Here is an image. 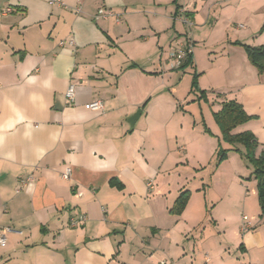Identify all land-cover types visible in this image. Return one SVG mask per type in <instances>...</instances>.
Returning a JSON list of instances; mask_svg holds the SVG:
<instances>
[{
    "label": "crops",
    "instance_id": "0c3cea01",
    "mask_svg": "<svg viewBox=\"0 0 264 264\" xmlns=\"http://www.w3.org/2000/svg\"><path fill=\"white\" fill-rule=\"evenodd\" d=\"M207 1L208 17L226 7L232 20L238 16L244 29L248 25L246 0ZM62 2L67 8L46 0H0V231L9 230L0 264H181L182 238L201 212L193 193L211 190L218 173L221 182L233 173L229 155L206 174L205 166L197 169L192 178H199L201 189L188 190L180 215L169 213L186 184L180 167L202 153L213 158L221 146L220 132L206 138L204 132H183L186 122L175 121L179 114L185 121L187 112L164 77L181 38L174 37V47H159V67L153 63V43L158 46L170 27L180 34L173 21L181 10L190 20L194 13L172 0L170 26L164 17L168 0ZM105 11L119 21L99 17ZM259 35L255 46L264 44V31ZM238 38L200 74H214L207 96L212 113L233 100L254 117L232 133H252L258 156L264 151V72L258 74L233 45L244 44ZM69 84L75 85L72 104L64 98ZM96 100L101 110L85 109ZM71 219L79 220L76 226ZM250 226L238 229L232 253L211 249L205 263L264 264L263 234Z\"/></svg>",
    "mask_w": 264,
    "mask_h": 264
},
{
    "label": "rangeland",
    "instance_id": "374dc122",
    "mask_svg": "<svg viewBox=\"0 0 264 264\" xmlns=\"http://www.w3.org/2000/svg\"><path fill=\"white\" fill-rule=\"evenodd\" d=\"M168 1L169 3L164 5V17L170 19L169 25L171 26L174 7L171 3L172 0ZM178 2L185 9L193 12L195 17L193 20L189 19L192 21L190 25L183 24L181 20H178L179 16L176 17V21L173 22H176V29L180 34L177 35V32H174L170 27L160 40L158 46L153 43L152 46L155 48V54L152 53L153 63L156 64V67H159L158 62L161 55L159 47L164 48V50L167 49L168 45L174 47V44H172L175 40L174 37L181 38V41L185 44L188 43L187 38H194L192 46L193 67L188 66L184 70H172L174 67L172 65L171 71L169 74L167 73L168 75L166 74L167 76L164 79L170 84L169 89L171 94L185 108L184 111L187 112L186 116H184L185 121H180L179 116L182 114L177 115V120H175L177 125L181 124L185 126L186 122V129L183 132H204L206 138H209L213 135L211 131L220 132L213 117L214 113L211 112L210 106L207 104V96H212V93L209 92L210 88H208L213 83L210 75L214 76V74L212 72L208 73L209 70H205L206 72L200 74V70L206 69V66L211 64L210 61L217 62V59L225 57V50L231 46L228 42L230 39L239 37L240 42L250 46H255L254 44L258 43L260 36L258 28H260L263 21L261 16L264 15V10L261 8L264 0H246L248 5L244 4V9L250 11V21L245 29L244 26L242 27L243 24L239 20H236L238 16L235 17V20H232L230 16L231 10L226 7H217L218 9H214L208 17V8L211 6L210 1L178 0ZM204 2L205 5L201 7ZM232 5L233 2H231ZM221 9L223 10L220 11ZM260 9L261 11L259 12ZM241 31L243 32L238 33ZM173 50L176 51L177 49L174 48ZM163 56L166 57L165 55ZM158 71H160V68ZM194 75H196V88L192 87ZM214 98L216 97L214 96ZM199 101H201V106L198 105ZM187 106L190 107L187 108ZM194 121H196L197 125L192 130L191 125ZM227 145L231 146L230 152L227 151L226 154L230 158L229 165L233 170L232 178L229 181L226 180L227 182H221L218 173L213 180L212 189L208 190L207 186H205V190H202L201 194L196 195L194 187L198 186L201 189L202 186L199 178H192V175L196 174V170L203 166L206 168L201 170V174H206L211 167H214V164L217 166V153L221 149L225 150ZM236 148L244 152V148L241 145H229L221 141V146L219 143L217 152L213 158L207 159L209 156L205 153L201 154L202 158L200 157V159L194 156L189 159L186 157L188 159L187 165L180 167L181 176L186 177V184L182 190L194 192L196 208L201 211L196 214V223L189 230L187 229L186 238H182V247H184L185 255L183 257L184 262H180L181 264H207L205 263V253L208 252L207 255L210 256L212 254L210 250L214 248L220 250V248L224 247L221 250L225 249L232 253L231 247L238 241V229L246 225V223H251L252 227L262 232L264 237V215H262L258 204L253 167L237 152L233 151ZM190 152L189 149V152H186L187 155H190ZM184 162L186 163V161ZM225 182L227 183L226 185L224 184ZM202 183H205L204 180ZM223 196L224 198H222ZM243 216H246L247 220H243ZM214 220H216V226L213 225ZM201 243L204 248L201 247Z\"/></svg>",
    "mask_w": 264,
    "mask_h": 264
},
{
    "label": "trees",
    "instance_id": "16d2710c",
    "mask_svg": "<svg viewBox=\"0 0 264 264\" xmlns=\"http://www.w3.org/2000/svg\"><path fill=\"white\" fill-rule=\"evenodd\" d=\"M177 11L178 8L176 13ZM263 31L264 24L261 26L259 34ZM233 45L242 48L250 65L256 69L258 74H262L264 72V44L259 46H250L235 42ZM188 66H193L192 53L186 54L185 59L180 63L177 69L184 70ZM195 79L196 75H194L192 85L194 88H196ZM201 93L203 94L202 91ZM213 117L220 130L221 141L229 145H241L244 148V152L238 150L237 148L233 151L237 152L253 167V178L256 181L258 204L260 206L262 215H264V151L256 156L258 142L252 133L247 131L238 134L232 133L235 128L254 119V117L248 116L243 110L242 106L233 100L221 103V109L214 113ZM226 153V150L221 149L218 151V164L226 159ZM111 184L113 185L114 182H111ZM117 187L120 186L117 185ZM189 195L190 193L188 191L181 192L175 199L173 206L169 210V213L172 215H180L186 206Z\"/></svg>",
    "mask_w": 264,
    "mask_h": 264
},
{
    "label": "built area",
    "instance_id": "2783aa9c",
    "mask_svg": "<svg viewBox=\"0 0 264 264\" xmlns=\"http://www.w3.org/2000/svg\"><path fill=\"white\" fill-rule=\"evenodd\" d=\"M46 2L49 5H58L64 8H67L64 3L62 2V0H46ZM11 10L6 9L5 12H10ZM73 12L75 14H80L81 10L79 8H76L73 10ZM179 14L181 15V17H179L178 20H181V22L185 25H190L191 21L189 20V18H187L184 14V12L181 10L179 12ZM99 17L101 18H106V17H114L116 22L119 21V15H115L109 11H105L102 14L99 15ZM187 44H183L179 49L175 50H171V52L169 53L172 65H174V69H177L180 65V63L185 59V56L187 53H191L192 51V43L190 42V39L187 38ZM62 42L59 44L60 46H62ZM69 46H73L74 43L73 41H69L68 42ZM74 97H75V85L74 84H69V86L67 87L65 94H64V98H65V102L67 104H72L74 101ZM85 109L87 110H92V111H97V110H101L102 109V102L99 100L90 102L88 104L85 105ZM70 170L66 169V171L62 174V177L64 179H67L69 176ZM23 183V182H21ZM148 187H151V184H148ZM243 220H247L246 216L242 217ZM84 218H81L80 220L83 221ZM79 220H75V219H71L70 220V226H76V224L78 223ZM251 229V226L249 223H246V225L243 226L242 231L243 232H247ZM9 231L8 229H6L5 231H0V247H5L6 245V235L5 233ZM160 264H163V262H161Z\"/></svg>",
    "mask_w": 264,
    "mask_h": 264
},
{
    "label": "water",
    "instance_id": "95a60500",
    "mask_svg": "<svg viewBox=\"0 0 264 264\" xmlns=\"http://www.w3.org/2000/svg\"><path fill=\"white\" fill-rule=\"evenodd\" d=\"M141 111L138 110L132 117H130L127 122L130 124V125H133L134 121L139 117Z\"/></svg>",
    "mask_w": 264,
    "mask_h": 264
}]
</instances>
